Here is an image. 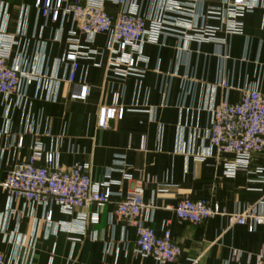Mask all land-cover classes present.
<instances>
[{
  "label": "crops",
  "instance_id": "1",
  "mask_svg": "<svg viewBox=\"0 0 264 264\" xmlns=\"http://www.w3.org/2000/svg\"><path fill=\"white\" fill-rule=\"evenodd\" d=\"M178 1L127 0L106 10L114 16L134 9L149 24L168 26L184 22L170 9ZM243 1L247 8L235 20L239 33H229L228 5L208 0L199 12L215 30L213 41L165 33L159 44L119 52L108 34L89 45L73 18H45L37 0H0V47L12 38L9 66L33 80L21 79L16 93L0 95V178L40 144L41 164L52 155L61 169L83 165L101 191L112 194L101 210L93 205L66 213L55 203L38 205L0 190V253L7 264H158L134 254V228L114 216L117 203L137 187L147 224L158 235L169 231L181 249L173 264H256L264 225L252 230L232 225V217L264 198V156L253 158L249 172L229 178L224 161L233 157L219 155L207 136L223 102L237 104L245 89L264 94V0ZM76 47L70 82L67 55ZM129 58L136 71L125 74ZM84 88L88 97L76 99ZM103 107L123 109L122 120L100 129ZM183 199L216 204L222 215L199 226L180 222L173 209Z\"/></svg>",
  "mask_w": 264,
  "mask_h": 264
},
{
  "label": "built area",
  "instance_id": "2",
  "mask_svg": "<svg viewBox=\"0 0 264 264\" xmlns=\"http://www.w3.org/2000/svg\"><path fill=\"white\" fill-rule=\"evenodd\" d=\"M208 0H181L171 2L170 9L184 18V22L168 25L164 22L147 20L136 10H122L111 15L106 10V4L122 7L127 0H37L36 8L45 18L58 22L62 18H73L80 31L86 36L89 45L99 34L110 35L111 46H117L119 52L129 47H140L143 44H159L165 33H175L182 38L191 39L197 43L213 41L215 30L205 25L206 19L200 16V7ZM233 22L228 26L229 33H239L241 24L235 20L246 10L243 0H223ZM200 19L201 24L196 20ZM183 20V19H181ZM13 39H6L0 47V95L10 96L17 92L21 79L27 85L32 84V78L24 74L19 66H9V57ZM79 53L71 51L67 60L71 62L69 81L74 82L77 70L76 62ZM128 70L125 74L136 71V61L127 60ZM119 63H115L118 65ZM225 89L230 88L227 82H221ZM88 90L83 89L76 99L84 101ZM123 109L100 108L98 127L108 129L110 122L122 120ZM207 136L211 146L219 155L232 156L233 160L224 161L225 174L234 178L238 173L250 170L255 156H264V94L245 89L241 92L237 104L223 102L211 116ZM19 147L24 146V139H19ZM42 146L37 144L33 155L26 161L6 172L0 178V190L9 197L21 198L38 205L57 204L64 212L87 210L95 205L99 210L111 201L109 189L101 191L95 184L83 165L76 164L69 169L55 166L56 160L48 155L46 162L42 161ZM143 188L137 187L125 200L117 203L115 219L125 222L134 228L136 243L134 254L153 258L158 264H173L180 255L181 249L175 244L169 231L158 235L146 222L148 207L142 203ZM176 219L193 226H199L206 220L221 216L220 207L207 201L180 200L173 209ZM86 215L81 216L85 224ZM97 220V218H96ZM52 213L46 214V222L50 224ZM232 225L247 226L252 230L257 225H264V198L254 205L247 206L241 213L232 217ZM0 264H7L0 253ZM256 264H264V252L256 260Z\"/></svg>",
  "mask_w": 264,
  "mask_h": 264
}]
</instances>
